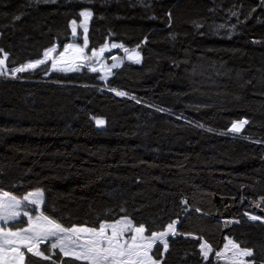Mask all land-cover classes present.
Masks as SVG:
<instances>
[{
    "label": "trees",
    "instance_id": "1",
    "mask_svg": "<svg viewBox=\"0 0 264 264\" xmlns=\"http://www.w3.org/2000/svg\"><path fill=\"white\" fill-rule=\"evenodd\" d=\"M84 9L89 49L119 42L139 47L142 62H124L107 81L50 63L1 75L0 193L42 189V212L68 229L128 217L152 234L183 217L184 169L241 170L228 179L239 221L225 235L264 264V222L247 217L249 202L264 199V0H0L10 71L67 44ZM46 251L52 259L27 255L26 264H87ZM153 256L222 264L184 236Z\"/></svg>",
    "mask_w": 264,
    "mask_h": 264
},
{
    "label": "rangeland",
    "instance_id": "2",
    "mask_svg": "<svg viewBox=\"0 0 264 264\" xmlns=\"http://www.w3.org/2000/svg\"><path fill=\"white\" fill-rule=\"evenodd\" d=\"M85 12H90L91 16L85 17L82 15ZM91 19L92 11L84 9L81 12V20L71 22V40L64 46L54 44L47 49L45 53H48V55H44V58L41 59L45 61L42 64L50 63L52 72L66 73L92 70L101 73L102 78L107 81L124 62H142L143 56L139 47L128 48L119 42L108 41L98 49H89L88 34ZM85 40L87 41L86 44ZM113 44L121 45L122 47H112ZM101 49H104V51L101 52ZM0 60L3 61V64H0V76H13L19 73L15 70L10 71L7 67V56L5 54L4 56H0ZM35 62L33 61L29 64H35ZM42 64H38L34 68ZM34 68H27L24 71ZM124 94L123 96H128L126 93ZM237 125L240 126V123ZM242 127L243 125L240 126V131ZM260 166L264 168V164ZM260 166L252 165L249 170L255 175ZM234 172L240 173L241 170L230 171L215 168L205 173L203 170L194 167L184 169L181 172V191L186 208L182 219L176 220L171 224L174 231H169L168 226L164 231L148 234L145 226L136 225L128 217H122L116 221L103 222L98 228L76 226L71 229H95L98 232L102 225H117V222H121L118 227H124L125 222L130 223L131 229L123 233V236L120 237V242L121 244H124L125 241L131 242L130 238L136 236V243L141 247L138 250H134V253L135 251L139 252L138 255L116 257L117 260H123L126 264H152V261H155L156 264H161L160 260L153 257V250L159 243L163 245L167 244L168 246V237L171 235H180L199 240L205 260L213 257L222 264H252L250 260L251 256L242 255V252L247 249L241 248L235 241L225 235V231L239 221V218L235 214V209L238 207L240 192L228 183L229 177ZM169 189H173L172 178L169 180ZM36 193L40 195L37 197L34 195ZM9 196L14 195L9 194ZM14 197L19 203L12 211L18 213V215L15 218L7 220L0 219V238L5 233L15 232L18 235H9L7 237L13 243L4 245V249L0 250V264H26L27 255L42 259H46L45 257L52 259L46 249L51 253L58 251L62 257H69L87 264H95L94 254L88 251L89 242L97 239L95 234L87 231H69L57 233L56 236L48 235L47 229L50 226L43 219V217L48 216L42 212L45 199V193L42 189L34 190L24 196L28 197V200H25L24 197L23 199L17 196ZM3 199L6 198L3 196V193H0V200ZM34 200L35 203H33ZM246 202L248 201L242 198V203ZM249 203L252 208L247 217L253 220L251 217L255 216L258 219L253 221L264 222V199L261 198L256 202L250 201ZM140 226H143L145 229L142 234L143 238H141V234L135 232V229ZM29 228L32 230L23 231ZM112 231L111 227H105V237H110ZM161 233H166V235L160 236ZM53 245L56 246L53 247ZM202 245L204 246L203 248ZM234 245H238V247ZM101 246L107 247V241H101ZM29 247H32L31 252L28 251ZM125 247H127L126 244ZM14 248L19 249V251L14 252L9 250ZM205 252L207 253V257H205ZM36 253H43V255ZM85 256H89L90 258L84 259ZM77 257L80 258L78 259Z\"/></svg>",
    "mask_w": 264,
    "mask_h": 264
},
{
    "label": "snow or ice",
    "instance_id": "3",
    "mask_svg": "<svg viewBox=\"0 0 264 264\" xmlns=\"http://www.w3.org/2000/svg\"><path fill=\"white\" fill-rule=\"evenodd\" d=\"M82 15H84L85 17L91 16L90 12H85L82 13ZM87 43V41L85 40V44ZM112 47H122L121 45H116L113 44ZM82 51V49H81ZM104 49H101V52H103ZM125 51H127V49H125ZM48 53H45V56H47ZM62 55V54H61ZM44 60H38L35 62V64H29V65H25L22 68L19 69H15L16 72H21L26 70L27 68H34L36 67V65L38 64H42L44 63ZM0 64H3V61L0 60ZM117 95H125L122 92H118ZM244 123H247V121H242L240 122V126H242ZM96 124L97 125H103L104 121L102 119H97L96 120ZM240 126H238L237 124H233V130L235 131H240ZM37 197L40 195L39 193L34 194ZM3 196L6 199L0 200V219L3 220H7L10 218H15L18 213L12 211V209H14L17 205H18V201L16 200V198L14 196H9L8 193H3ZM25 200H28V197H24ZM33 203H35V200L33 201ZM25 215H27V213H25ZM31 219V218H30ZM39 219V218H37ZM43 219L47 222V225H49L50 227L47 229L48 235L50 236H56L57 233H65V232H77V231H87L90 233H93L96 235L97 239H93L89 242V247H88V251L89 253H93L94 257H95V264H126L125 261L123 260H117L116 257H131V255L136 254L138 255L139 252L134 250H138L141 246L138 245L136 243V236H132L130 238L131 242L125 241L124 244H121L120 242V237L123 236V233L127 230L131 229V225L130 223L125 222V226L124 227H118L121 222H117V225H107L104 226L102 225L99 228V231L96 232L95 229H66L64 227H62L59 223H56L55 221L49 219L48 217H43ZM251 219L256 220L258 219V217H251ZM105 227H111L112 228V235L110 237H105ZM32 229H25L23 231H31ZM145 231L143 226L137 227L135 229V232L138 234H141V238H143L142 234ZM169 231H174V228L172 225H169ZM11 235V236H16L18 235V233L12 232V233H5L3 235L2 238H0V240H2V242H0V250L4 249V245L6 244H10L13 243V241H10L7 239V237ZM166 235V233H161L160 236ZM106 240L107 241V247H102L101 246V241ZM125 244L127 245V247H125ZM56 245H53V247H55ZM235 247H238V245H234ZM204 246L202 245V248ZM165 249H167V244H165ZM10 251H14V252H18L19 249H9ZM28 251H32V247L28 248ZM38 255H43V253H36ZM243 256H252L253 253L250 250H244L242 252ZM205 257H207V253L205 252ZM47 259V257H45ZM78 259L80 257H77ZM89 256H85L84 259H89ZM151 259V258H149ZM152 264H156L155 261H152Z\"/></svg>",
    "mask_w": 264,
    "mask_h": 264
},
{
    "label": "bare ground",
    "instance_id": "4",
    "mask_svg": "<svg viewBox=\"0 0 264 264\" xmlns=\"http://www.w3.org/2000/svg\"><path fill=\"white\" fill-rule=\"evenodd\" d=\"M232 134V133H231Z\"/></svg>",
    "mask_w": 264,
    "mask_h": 264
}]
</instances>
